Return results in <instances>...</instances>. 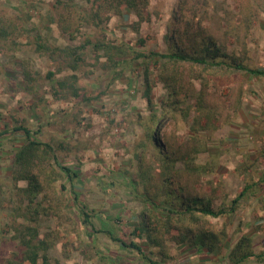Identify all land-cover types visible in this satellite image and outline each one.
Here are the masks:
<instances>
[{"label":"rangeland","instance_id":"obj_1","mask_svg":"<svg viewBox=\"0 0 264 264\" xmlns=\"http://www.w3.org/2000/svg\"><path fill=\"white\" fill-rule=\"evenodd\" d=\"M76 1L87 4V0ZM241 1L210 0L211 18H207V25L217 29L219 24L214 22L215 15H225L223 8L231 12L230 20L237 22ZM55 3L56 0H0V15H30L31 19L24 24L48 33L53 43H79L81 37L71 40L57 22L49 19L50 14L56 17ZM178 3L179 0H151L148 7L151 17L143 22L140 34L135 31L137 17L132 11H126L122 16L113 15L104 30L107 39L134 45L145 52L168 51L165 37L171 29ZM256 8L258 16L246 39L248 63L264 68V0H256ZM82 30L91 36L97 34L89 27ZM217 31L224 32L223 29ZM140 38L145 39V44H139ZM19 41L21 44L16 49L7 45H3V51L0 49V131L25 124L33 130L41 129L37 135L41 140L70 142L72 148L59 151L58 155L62 164L74 169H77L76 165L80 166L82 176L76 187L81 191V200L96 212L94 224L97 228L114 231L116 236L130 233L139 222L140 212L151 206L145 198L133 193L130 174L138 169L137 154L141 151L138 145L146 139L147 128L142 122H146L143 118H147L152 110L145 96L147 63L151 64L149 81L157 109L167 96V89L157 76L158 64L142 59L116 71L84 67L80 71V84L92 100H56L50 81L39 82L36 95L25 90L20 66L23 59L32 58L34 69L42 75L54 69L56 63L48 55L36 52L27 36L20 37ZM229 45L231 49L239 50L235 37L230 38ZM206 77L210 79L208 98L215 107L216 116L208 129L200 131L208 150L198 161L213 167V171L202 178L200 189L215 195L219 203L224 198L230 202L246 186L249 188L235 213L211 218L215 229L224 224L228 228L229 237L221 254L212 255L171 243L174 259L165 260L164 264H228L227 253L242 234L252 237L254 251L264 258V77L248 73L241 77L234 74L231 78L210 73ZM195 85L201 88V79L195 80ZM162 123L161 133L176 134L179 140L191 133L192 119L187 122L179 115L173 118L166 115ZM23 139L21 132L0 138V197L11 195L13 182L9 169L14 152ZM212 188L216 190L213 192ZM70 198L76 216L78 212L71 194ZM11 221L10 211L2 209L0 203V264H5V259L13 252L24 250L10 238ZM79 222L73 226H60L54 218L40 219L41 236L50 233L48 238L52 246L48 254L51 258H59L61 264H147L136 250L122 246L105 233L89 236L92 229ZM128 239L136 238L129 235ZM89 242L94 243L99 252L93 261L75 248ZM65 243L74 247L66 248ZM142 243L148 252L149 247ZM246 264H264V259H253Z\"/></svg>","mask_w":264,"mask_h":264},{"label":"trees","instance_id":"obj_2","mask_svg":"<svg viewBox=\"0 0 264 264\" xmlns=\"http://www.w3.org/2000/svg\"><path fill=\"white\" fill-rule=\"evenodd\" d=\"M150 1L87 0L84 5L76 0H56V17L51 14L48 17L57 22L71 40L81 37L82 40L76 44L53 43L48 33H42L36 27H27L24 23L31 19L30 15H0L2 51L3 45L16 49L21 44L19 38L27 36L36 52L48 55L56 63L54 69L42 75L34 69L32 58L20 62L24 88L31 94L39 93V82L50 81L56 100L91 101L92 97L84 93L80 84V71L84 67L116 71L133 66L142 59L158 64L157 76L167 89V96L157 109L149 81L151 64L147 63L145 96L152 110L147 118H143L146 122L142 123L147 127L146 139L138 145L141 148L137 154L139 166L131 172L130 184L133 193L145 198L151 206L140 212L138 224L122 236H116L114 231L106 228H97L94 224L96 212L81 200V191L76 187L82 176L80 166L76 165L77 170L62 164L58 155L59 151L72 148L70 142L41 140L37 137L41 129L33 130L25 124L0 131V138L20 132L24 138L14 152L9 169L13 182L11 195L0 197L1 208L9 210L12 218L10 238L22 245L24 250L13 252L5 259V264H61L59 258H51L48 254L52 243L48 238L50 233L41 236V218H54L60 226H73L80 221L92 229L89 236L105 233L122 246L136 250L147 264H164L165 260H173L171 243L212 255H219L225 249L229 237L227 225L215 229L211 218L235 213L249 187L242 189L230 202L224 198L219 203L215 195L200 189L202 178L213 171L211 165L198 161L199 156L208 150L200 131L208 129L216 116L215 107L208 98L210 79L206 76L212 73L231 78L234 74L241 77L248 73L264 77V68L248 63L246 39L258 16L256 0L240 2L239 20L235 23L230 20L231 12L223 8L225 15H215L214 22L219 24L217 29L207 25V18H211L208 10L210 0H179L171 29L165 37L169 46L166 52H145L134 45L107 39L104 30L113 15L122 16L126 11L136 15L134 28L140 34L143 22L151 17L148 13ZM83 27L92 28L97 34L88 35L83 32ZM222 29L224 32L220 34L217 30ZM231 37L238 40V51L230 48ZM139 44H145V39L140 38ZM58 75L62 76L58 78ZM197 79H201L199 89L195 85ZM39 99L44 101L42 97ZM166 115L171 118L179 115L187 122L192 119L191 133L183 140H179L176 134L161 133L162 120ZM70 194L76 204V216ZM129 235L136 239H128ZM142 242L149 247L148 252ZM70 245L74 247L64 244L66 248ZM75 248L90 261L99 253L92 242ZM226 257L228 264H246L253 259H264L254 251L253 239L247 234L241 235Z\"/></svg>","mask_w":264,"mask_h":264}]
</instances>
